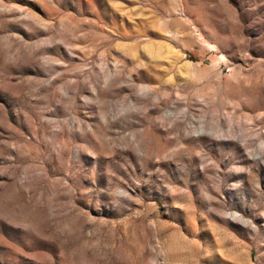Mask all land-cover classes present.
Here are the masks:
<instances>
[{
	"label": "rangeland",
	"instance_id": "1",
	"mask_svg": "<svg viewBox=\"0 0 264 264\" xmlns=\"http://www.w3.org/2000/svg\"><path fill=\"white\" fill-rule=\"evenodd\" d=\"M0 264H264V0H0Z\"/></svg>",
	"mask_w": 264,
	"mask_h": 264
}]
</instances>
